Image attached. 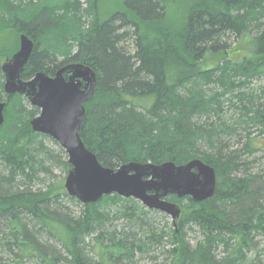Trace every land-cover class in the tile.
<instances>
[{
    "label": "trees",
    "instance_id": "obj_1",
    "mask_svg": "<svg viewBox=\"0 0 264 264\" xmlns=\"http://www.w3.org/2000/svg\"><path fill=\"white\" fill-rule=\"evenodd\" d=\"M98 2L0 0V32L35 44L22 79L53 77L71 63L90 67L98 84L79 133L101 165L200 159L215 170L216 192L199 203L169 197L181 209L177 226L160 225L131 198L84 205L69 197L50 182L56 170H71L67 155L32 130L39 109L5 94L1 66L16 48L0 46V264L261 262L264 177L246 154L259 151L250 137L264 134V0H194L180 24L165 0H125L104 21ZM246 34L254 52L233 62L229 42ZM129 39L132 51L123 45ZM209 54L223 55L212 69L203 67Z\"/></svg>",
    "mask_w": 264,
    "mask_h": 264
},
{
    "label": "water",
    "instance_id": "obj_2",
    "mask_svg": "<svg viewBox=\"0 0 264 264\" xmlns=\"http://www.w3.org/2000/svg\"><path fill=\"white\" fill-rule=\"evenodd\" d=\"M19 50L1 66L4 92L21 95L40 114L30 125L32 130L55 141L67 155L71 170L64 187L69 197L84 205L94 204L105 196L117 195L140 202L146 209L172 218L177 226L181 215L178 204L170 202L191 198L203 202L216 192L217 177L213 167L200 159L185 165L167 162L128 163L118 169L104 167L80 137L85 104L96 93L97 74L90 67L71 63L50 77L40 72L29 80L22 74L33 54L34 41L22 34ZM6 102L0 101V128L5 122Z\"/></svg>",
    "mask_w": 264,
    "mask_h": 264
},
{
    "label": "rangeland",
    "instance_id": "obj_3",
    "mask_svg": "<svg viewBox=\"0 0 264 264\" xmlns=\"http://www.w3.org/2000/svg\"><path fill=\"white\" fill-rule=\"evenodd\" d=\"M125 0H99L98 2V12H99V18L101 21L107 20L113 13L117 12L120 5L122 6ZM194 0H165V6L166 11L168 15H170L171 21L174 22V24H180L183 21V17L185 16L186 11L189 9L191 3H193ZM20 40L19 37H17L15 34H13L11 31L7 32H0V46L3 47H11V50L16 48L17 52L20 47ZM126 46L129 50H133V40L129 39L127 42L123 44ZM229 45H231V48L229 50V54L231 55V58L233 62H241L245 57L250 56L253 54L256 43L254 42L253 35L246 34L240 37L239 40L231 39L229 42ZM2 47V48H3ZM223 55H212L209 54L206 59L204 60L203 67L204 68H215L219 62L222 60ZM260 85H264V80L260 82ZM252 145L258 149L259 151L256 152L253 155L246 154L247 161H255L256 164H254L253 172L257 174H261L264 177V134H260L259 132H255L252 137H250ZM52 145V144H50ZM67 175H64L59 170L55 171V177L50 180L51 183H62L64 185L65 179ZM155 211V218L156 221L163 225V223H169L172 224V218L168 215H165L163 213ZM195 234H189V239L192 240V243L194 242L193 238L196 237ZM167 250V248H166ZM156 257H158V261L165 262V258L167 257L166 254L163 253V250H159L156 253ZM177 258H175V261ZM172 262V261H171ZM170 259L166 262V264L171 263ZM175 264V262L173 263ZM257 264H264V256H262L261 262Z\"/></svg>",
    "mask_w": 264,
    "mask_h": 264
}]
</instances>
